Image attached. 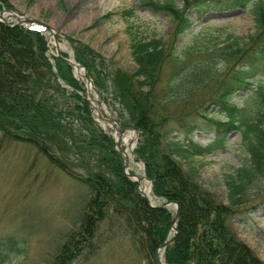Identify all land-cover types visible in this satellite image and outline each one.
Returning a JSON list of instances; mask_svg holds the SVG:
<instances>
[{
  "label": "trees",
  "instance_id": "trees-1",
  "mask_svg": "<svg viewBox=\"0 0 264 264\" xmlns=\"http://www.w3.org/2000/svg\"><path fill=\"white\" fill-rule=\"evenodd\" d=\"M141 5L154 14L170 15L174 37L191 29L196 20L213 9L249 7L253 14L255 31L244 42H239L237 36L230 37L228 43L209 51V60L199 61L191 69L184 68L187 59L174 48L169 50L167 41L161 37L131 43L137 65L133 73L118 68L109 77H103L102 56L80 41L74 44V57L87 68L96 86L112 97L122 125L138 132L135 160L144 163L155 197L179 204L178 234L166 248L165 262L264 264L233 228L238 207L249 200L251 193L262 191L264 179V0H182L181 6L172 0H141ZM12 8L10 0H0V9ZM190 11L196 19L188 14ZM125 13L134 15V10ZM53 59L48 56L44 32L0 21L3 137L32 144L56 167L88 188L80 223L69 232L53 264H68L85 246L97 242L103 229H113L115 225L131 235L137 252L148 264H160L156 250L172 236L176 210L149 205L138 190V182L125 175L124 157L114 138L95 120L72 66L60 57ZM215 59L229 64L211 98L219 106L218 113H223L226 119L217 120L215 137L197 152L210 154L224 149L229 135L234 130L240 131L251 158L249 163L226 175L229 203L197 181V170L186 169L181 161L192 154L190 148L194 130L200 125L197 122L200 113L180 117V112L171 109L172 105L179 107L195 88L206 84L203 78L202 85L194 80L195 83L186 86L185 80L196 72L211 79ZM166 60L175 68V76L184 69L188 71L182 80H174L158 92ZM67 87L71 89L69 94ZM239 92L254 98L258 109L251 111L246 105L231 102ZM56 93L69 96L73 105L70 108L61 105ZM171 119L177 120L176 128L168 125ZM86 159L91 163L94 160L96 168ZM77 167L84 168L86 173L77 171ZM9 241L10 249H15L18 240L9 237Z\"/></svg>",
  "mask_w": 264,
  "mask_h": 264
},
{
  "label": "rangeland",
  "instance_id": "rangeland-1",
  "mask_svg": "<svg viewBox=\"0 0 264 264\" xmlns=\"http://www.w3.org/2000/svg\"><path fill=\"white\" fill-rule=\"evenodd\" d=\"M172 1L177 6L182 4V0ZM10 2L19 13L47 23L51 28L45 29L48 39L50 31L54 30L62 51L71 57H74L76 41L89 44L102 56L100 62L103 77H109L118 68L127 73L136 71L137 65L131 55V43L135 39L163 38L167 41L169 50L174 48L187 59L188 63L184 68L191 69L195 63L209 60V51L228 43L230 37L233 39L232 36H237L239 42H244L255 31V21L249 7L213 9L196 20L191 29L174 37L171 16L167 13L154 14L141 5V0ZM109 3L113 5L108 7ZM129 9L135 11L134 15L125 13ZM108 12H111L110 16H106ZM188 14L196 19L193 11ZM19 20L15 16L10 19L12 23ZM48 53L51 56L56 53L54 44H50ZM212 65L215 73L211 79L205 73L196 72V75L185 80L186 86L188 83H195L194 80L202 85L203 78L206 84L195 88L187 100H182L179 107L172 105L171 109L180 112V117H193L191 114L200 113L197 116L200 125L194 130V143L190 146L192 154L181 161L186 169L197 170V181L224 203H229L226 175L249 163L251 155L243 146L239 130H234L229 135L224 149L210 154L197 152L215 137L217 120L226 119L223 113H218L219 106L213 104L211 98L221 78L227 74L229 64L223 59H215ZM174 71L170 60H166L158 92L165 90L168 83L182 80L188 70L184 69L178 76L173 74ZM74 73L77 76L76 70ZM78 78L84 81V85L87 84L84 76ZM67 91L69 94L71 89L67 87ZM56 97L66 108L73 105L67 95L56 93ZM90 98L95 104L96 99H100L102 107L109 114L121 119L107 92L93 85ZM231 102L239 106L246 105L251 111L258 109L256 100L247 98V94L242 92L232 97ZM95 116L99 125L115 135L114 129L98 117L96 112ZM168 125L176 128L177 120L171 119ZM137 135V132L131 130L129 140L123 142V146L132 154L131 170L143 176L144 164L135 160L132 149ZM91 167L96 168L94 160ZM76 170L86 173L82 167H77ZM261 187L262 191L258 194L251 193L249 200L238 207L233 218V228L238 237L264 260V179ZM255 190L252 189L253 192ZM87 195L88 188L85 184L56 167L35 146L24 141L5 139L0 131V263L53 264L60 246L67 241L69 232L80 223ZM150 197L154 203L159 201L153 194ZM9 237L18 240L15 249H10ZM96 241L91 246H85L68 264H148L147 259L137 252L131 235L122 231L118 225L113 229H103L101 238Z\"/></svg>",
  "mask_w": 264,
  "mask_h": 264
},
{
  "label": "water",
  "instance_id": "water-1",
  "mask_svg": "<svg viewBox=\"0 0 264 264\" xmlns=\"http://www.w3.org/2000/svg\"><path fill=\"white\" fill-rule=\"evenodd\" d=\"M11 15H14L18 18H21L22 15H19V13H16L14 11H11L10 12ZM22 20L17 23V24H23V23H26V22H38V20L36 19H33V18H27V17H22L21 18ZM0 21L6 23L7 25H12L8 22V18L5 16V13L4 11L0 12ZM57 51H58V55L63 57V59L68 62L71 66L73 67H78V68H83L84 71H85V77L87 78V80L90 82V83H93V80L89 74V72L87 71V69L77 63L76 61L72 60L71 58H68V57H64L61 53V50H60V47L57 46ZM85 89V96L87 97V99L89 100L90 104H91V108L92 110H95L96 109H100L101 110V114H99L100 117L103 118V120H105L106 122H108L109 124H111L114 128H116L118 131H125L127 132L129 130V128H125L124 126H122L121 122L113 117V116H110L104 109L100 108L99 106H96L91 100H90V97L88 96V90H87V87L85 86L84 87ZM99 102V105L101 104V101L98 100ZM116 143H117V146L120 150V152L123 154L124 156V159H125V174L127 177H129L131 180H134V181H137L139 184H140V180L143 179V178H146L149 182H150V185H151V188H152V181L150 179H148L146 176H138L137 174H132L130 172V162L127 158V150L123 148L122 146V143H121V140L120 139H117L116 140ZM138 177V178H135ZM138 189L140 191V193L146 198L147 202L153 206V207H156L157 205H155L151 198L146 195V193L144 192V190L141 189L140 185L138 186ZM175 206L176 209H177V212L175 214V216L173 217V223H172V230H173V235L171 238H169L167 241H165L161 246L160 248L157 250L156 252V258L158 260V262L160 264H167L165 263V260H164V252L166 250V248L173 242V240L175 239V237L177 236L178 234V228H177V221H178V217H179V204L178 203H174V202H171V201H167V200H164L162 201L160 204H158V207H165V208H170L172 206ZM160 250H163V253L160 254Z\"/></svg>",
  "mask_w": 264,
  "mask_h": 264
},
{
  "label": "bare ground",
  "instance_id": "bare-ground-1",
  "mask_svg": "<svg viewBox=\"0 0 264 264\" xmlns=\"http://www.w3.org/2000/svg\"><path fill=\"white\" fill-rule=\"evenodd\" d=\"M113 4L112 3H109L107 6L108 7H111ZM56 35L54 33H51L50 34V44H55L56 43V39H55ZM75 70H76V73H77V76L78 77H82L83 76V70L82 69H79L78 67L75 66ZM86 87H87V90L88 92L90 93L91 89H92V84H90V82H87L86 84ZM99 109H96L95 108V112L99 113ZM114 131L116 132L115 133V136L117 139H120L122 142H128L129 140V136H130V132H126L127 134L125 133H122L121 131H118L116 128H114ZM127 158L129 160V162L132 161V154L128 151L127 152ZM138 176H141L139 173H137ZM135 178H138L135 176ZM140 185H141V188L144 190V192L146 193V195L148 196H151L152 194V190H151V185H150V182L143 178L140 180Z\"/></svg>",
  "mask_w": 264,
  "mask_h": 264
}]
</instances>
